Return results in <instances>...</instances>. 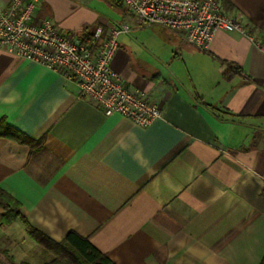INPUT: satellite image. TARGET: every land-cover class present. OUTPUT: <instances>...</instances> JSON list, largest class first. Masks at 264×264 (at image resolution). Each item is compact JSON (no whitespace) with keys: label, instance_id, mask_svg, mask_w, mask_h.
I'll return each mask as SVG.
<instances>
[{"label":"crops","instance_id":"0c3cea01","mask_svg":"<svg viewBox=\"0 0 264 264\" xmlns=\"http://www.w3.org/2000/svg\"><path fill=\"white\" fill-rule=\"evenodd\" d=\"M223 6L264 41V0ZM36 13L81 38L131 20L119 0H38ZM148 28L151 41L120 35L113 60L160 106L147 128L0 49V120L30 140L0 138V187L30 225L56 241L75 231L114 264H264V52L236 32L202 50ZM4 230L18 263L51 260L21 221Z\"/></svg>","mask_w":264,"mask_h":264},{"label":"built area","instance_id":"2783aa9c","mask_svg":"<svg viewBox=\"0 0 264 264\" xmlns=\"http://www.w3.org/2000/svg\"><path fill=\"white\" fill-rule=\"evenodd\" d=\"M132 17L81 38L64 32L52 19L38 18V0H11L0 7V49L22 60L63 74L77 85L78 97L93 103L105 115L119 114L147 128L162 116L160 106L132 88L113 67L118 38L131 31L159 25L181 35L195 47L207 50L220 30L248 37L264 52V41L232 16L219 0H119Z\"/></svg>","mask_w":264,"mask_h":264},{"label":"trees","instance_id":"16d2710c","mask_svg":"<svg viewBox=\"0 0 264 264\" xmlns=\"http://www.w3.org/2000/svg\"><path fill=\"white\" fill-rule=\"evenodd\" d=\"M223 9V0H219ZM225 10V9H224ZM6 137L20 143H29L28 137L14 130L5 120H0V138ZM0 208L6 211L0 214V226H8L21 219L27 226L29 235L34 241L46 248L52 255L46 264H114L105 254L99 251L86 237L75 231H69L61 241H56L30 225L19 210L18 202L0 187ZM23 264H29L24 262Z\"/></svg>","mask_w":264,"mask_h":264},{"label":"rangeland","instance_id":"374dc122","mask_svg":"<svg viewBox=\"0 0 264 264\" xmlns=\"http://www.w3.org/2000/svg\"><path fill=\"white\" fill-rule=\"evenodd\" d=\"M127 23H130L131 25H133L132 23V17L130 21H127ZM135 28V27H134ZM133 27L131 29L130 32H132L133 30H135ZM148 27H141V28H136V29H142L143 30V36L151 41L152 38H154L153 36H155L154 30L153 29H146ZM6 211L3 210V208H1L0 214H5ZM1 219V217H0ZM17 221H21L23 223V221L21 219L17 220ZM27 227V226H26ZM4 228H6V226H0V264H23L24 261L21 262H17L15 260V256L12 255L11 251L8 249V245H7V236H6V232L4 230ZM22 234V231L18 232V237L20 238Z\"/></svg>","mask_w":264,"mask_h":264}]
</instances>
